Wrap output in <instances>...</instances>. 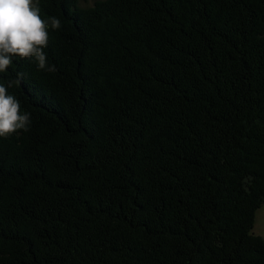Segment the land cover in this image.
<instances>
[{"label": "trees", "instance_id": "trees-1", "mask_svg": "<svg viewBox=\"0 0 264 264\" xmlns=\"http://www.w3.org/2000/svg\"><path fill=\"white\" fill-rule=\"evenodd\" d=\"M34 2L61 26L0 72L31 114L0 264H264V0Z\"/></svg>", "mask_w": 264, "mask_h": 264}, {"label": "clouds", "instance_id": "clouds-1", "mask_svg": "<svg viewBox=\"0 0 264 264\" xmlns=\"http://www.w3.org/2000/svg\"><path fill=\"white\" fill-rule=\"evenodd\" d=\"M59 29L61 21L51 17L45 21L34 0H0V72L12 64V57L35 58L40 69L47 67V56L43 49L48 45V27ZM54 71L55 67H48ZM11 87V83L8 84ZM31 114H20L19 101L7 93L0 84V137L27 131Z\"/></svg>", "mask_w": 264, "mask_h": 264}, {"label": "rangeland", "instance_id": "rangeland-1", "mask_svg": "<svg viewBox=\"0 0 264 264\" xmlns=\"http://www.w3.org/2000/svg\"><path fill=\"white\" fill-rule=\"evenodd\" d=\"M86 4H90L93 0H84ZM252 232L260 235L264 239V204H262L254 214Z\"/></svg>", "mask_w": 264, "mask_h": 264}]
</instances>
